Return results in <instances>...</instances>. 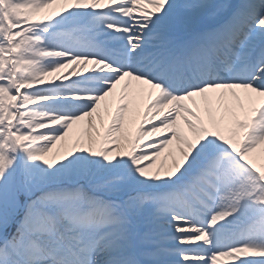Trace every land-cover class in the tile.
I'll return each instance as SVG.
<instances>
[{
	"label": "snow or ice",
	"instance_id": "1",
	"mask_svg": "<svg viewBox=\"0 0 264 264\" xmlns=\"http://www.w3.org/2000/svg\"><path fill=\"white\" fill-rule=\"evenodd\" d=\"M0 264H264V0H0Z\"/></svg>",
	"mask_w": 264,
	"mask_h": 264
}]
</instances>
